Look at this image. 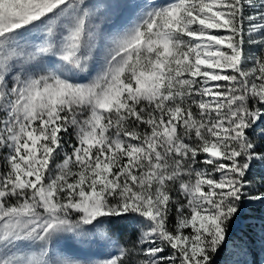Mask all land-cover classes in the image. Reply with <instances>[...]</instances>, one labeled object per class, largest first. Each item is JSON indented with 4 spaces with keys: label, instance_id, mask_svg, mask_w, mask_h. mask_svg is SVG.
Wrapping results in <instances>:
<instances>
[{
    "label": "snow or ice",
    "instance_id": "1",
    "mask_svg": "<svg viewBox=\"0 0 264 264\" xmlns=\"http://www.w3.org/2000/svg\"><path fill=\"white\" fill-rule=\"evenodd\" d=\"M0 264H264V0H0Z\"/></svg>",
    "mask_w": 264,
    "mask_h": 264
}]
</instances>
